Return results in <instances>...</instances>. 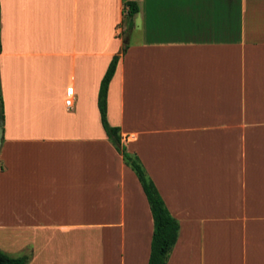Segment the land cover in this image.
<instances>
[{
  "label": "crops",
  "instance_id": "1",
  "mask_svg": "<svg viewBox=\"0 0 264 264\" xmlns=\"http://www.w3.org/2000/svg\"><path fill=\"white\" fill-rule=\"evenodd\" d=\"M116 55L107 120L179 224L167 264H264V0H0V250L148 264L150 207L97 106Z\"/></svg>",
  "mask_w": 264,
  "mask_h": 264
},
{
  "label": "trees",
  "instance_id": "2",
  "mask_svg": "<svg viewBox=\"0 0 264 264\" xmlns=\"http://www.w3.org/2000/svg\"><path fill=\"white\" fill-rule=\"evenodd\" d=\"M126 25L132 28V18L138 12L137 3L134 1L125 2ZM126 52V47L122 48L121 54ZM120 56L112 58L99 87L97 106L100 114L102 128L108 141L121 155L122 160L136 175L142 190L148 201L153 219V234L151 240L150 256L148 264H167L172 249L176 243L179 231L178 222L170 215L163 199L159 195L154 183L146 173L138 157L127 152L122 143L120 129L113 127L107 120V92L109 83L115 73ZM4 119L3 101L0 89V123ZM0 264H27V257H11L0 250Z\"/></svg>",
  "mask_w": 264,
  "mask_h": 264
},
{
  "label": "water",
  "instance_id": "3",
  "mask_svg": "<svg viewBox=\"0 0 264 264\" xmlns=\"http://www.w3.org/2000/svg\"><path fill=\"white\" fill-rule=\"evenodd\" d=\"M2 134H3V128H2V123H0V146L2 142Z\"/></svg>",
  "mask_w": 264,
  "mask_h": 264
},
{
  "label": "rangeland",
  "instance_id": "4",
  "mask_svg": "<svg viewBox=\"0 0 264 264\" xmlns=\"http://www.w3.org/2000/svg\"><path fill=\"white\" fill-rule=\"evenodd\" d=\"M138 22H139V19H138ZM138 37H139V35H138V36L136 35L135 38H134V41L137 40ZM134 41H133V42H134ZM9 231H12V230H9ZM9 233H10V232H9ZM9 233H7V234H9ZM11 235H13V234L11 233ZM2 252H3V251H2ZM4 253H5V252H4ZM5 254H6V253H5ZM7 255H8V254H7ZM9 256H10V255H9Z\"/></svg>",
  "mask_w": 264,
  "mask_h": 264
},
{
  "label": "built area",
  "instance_id": "5",
  "mask_svg": "<svg viewBox=\"0 0 264 264\" xmlns=\"http://www.w3.org/2000/svg\"><path fill=\"white\" fill-rule=\"evenodd\" d=\"M66 105H67V106H69V105H70V102H69V101H67V102H66Z\"/></svg>",
  "mask_w": 264,
  "mask_h": 264
}]
</instances>
